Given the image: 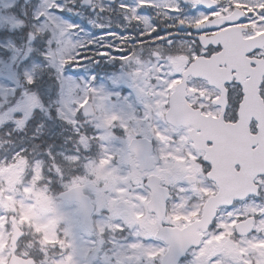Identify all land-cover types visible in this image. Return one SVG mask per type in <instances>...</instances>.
<instances>
[{"label":"snow or ice","instance_id":"obj_1","mask_svg":"<svg viewBox=\"0 0 264 264\" xmlns=\"http://www.w3.org/2000/svg\"><path fill=\"white\" fill-rule=\"evenodd\" d=\"M0 264H264V0H0Z\"/></svg>","mask_w":264,"mask_h":264},{"label":"rangeland","instance_id":"obj_2","mask_svg":"<svg viewBox=\"0 0 264 264\" xmlns=\"http://www.w3.org/2000/svg\"><path fill=\"white\" fill-rule=\"evenodd\" d=\"M60 189H63L62 187ZM59 189V190H60ZM102 192V189L99 190ZM55 195V193H54ZM37 204L39 206V208L41 209V211L43 210H46L48 208V202L47 200H45L43 197H39L38 200H37ZM36 214L32 211L31 208H28L26 210V216L28 217H33L35 216ZM37 227L43 231L45 233V236L50 239V240H54L55 239V236H54V233L52 232L51 230V226H50V223L47 219H42V220H38L37 222Z\"/></svg>","mask_w":264,"mask_h":264},{"label":"flooded vegetation","instance_id":"obj_3","mask_svg":"<svg viewBox=\"0 0 264 264\" xmlns=\"http://www.w3.org/2000/svg\"><path fill=\"white\" fill-rule=\"evenodd\" d=\"M52 240H53V239H52ZM15 247H16V244H15L14 247H13L12 243H10V244H9V252H11L12 250H14Z\"/></svg>","mask_w":264,"mask_h":264},{"label":"water","instance_id":"obj_4","mask_svg":"<svg viewBox=\"0 0 264 264\" xmlns=\"http://www.w3.org/2000/svg\"><path fill=\"white\" fill-rule=\"evenodd\" d=\"M62 192H63V191H62ZM62 192L59 193V196H60V194H61ZM16 235H18V233H14V235H13V239H12L13 242H15V236H16Z\"/></svg>","mask_w":264,"mask_h":264}]
</instances>
